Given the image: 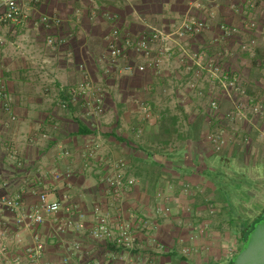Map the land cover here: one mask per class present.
<instances>
[{
	"label": "crops",
	"instance_id": "crops-1",
	"mask_svg": "<svg viewBox=\"0 0 264 264\" xmlns=\"http://www.w3.org/2000/svg\"><path fill=\"white\" fill-rule=\"evenodd\" d=\"M185 17L205 22L204 31L173 45L159 66L138 72L146 61L124 42L152 29L168 32ZM250 20L259 24L256 30L246 27ZM222 26L239 32L228 37ZM115 29L123 53L113 59ZM253 38L254 56L243 49ZM0 40V77L16 117L0 109V196L19 198L25 212L43 193L61 205L35 230L46 241L39 264H56L73 242L98 253L88 237L95 206L113 218L151 220L155 238L166 246L157 264L232 262L244 233L264 215V208L253 218L242 210L250 189L264 185V121L250 114L233 119V101L194 55L215 58L240 78L248 98L263 100L264 0L26 1L19 24H0ZM161 48L155 44V55ZM214 97L216 115L210 111ZM218 132L226 140L220 152L207 139ZM118 160L135 183L114 200L105 180ZM162 204L172 209L166 218L156 215ZM17 215L1 208L0 231L12 241V255L30 264L24 251L33 244V230H21ZM68 218L85 230L57 231ZM200 222L208 232L191 239ZM191 245L196 251L183 256Z\"/></svg>",
	"mask_w": 264,
	"mask_h": 264
},
{
	"label": "built area",
	"instance_id": "built-area-1",
	"mask_svg": "<svg viewBox=\"0 0 264 264\" xmlns=\"http://www.w3.org/2000/svg\"><path fill=\"white\" fill-rule=\"evenodd\" d=\"M26 1L38 2L39 0H0V24H19L23 20V7ZM86 1L89 3L94 2V0ZM249 7L255 9V3L251 2ZM43 20L49 22L46 18ZM205 27V22L202 20L194 17H185L168 32L163 29H152L150 33L145 34L134 42L126 40L124 46L125 48L131 46L136 55L145 59L146 63L136 66L138 72H144L147 66H159L163 56L172 51L173 45L179 46L181 40L200 34L204 31ZM246 27L249 30H256L259 24L255 20H250ZM221 28L228 37L239 32L235 27L222 26ZM54 41L53 38H49L47 43L52 45ZM2 42L3 40H0V44ZM118 42V31L115 29L112 32L109 47V53L113 59H116L123 53V46H120ZM159 42L162 44V48L155 55V44ZM257 45V40L253 38L243 45V49L254 56L258 47ZM194 57L200 64L204 62L203 65L209 75L210 81H217L219 89L223 90L233 101L236 107L235 111L231 114L233 119L242 118L246 114H250L264 121V98L257 102L248 98L246 89L240 78L236 75H229L215 58H209L203 54L194 55ZM126 70L130 71L131 67L127 66ZM190 87L195 88L196 86L191 83ZM11 101L12 98L8 93L6 82L0 77V109L4 113L9 114L11 120L14 121L16 117L11 113ZM63 107H66V105L64 104ZM219 109L218 98H212L210 101L211 114L216 115ZM144 113L148 114L146 109ZM207 139L217 152H220L226 144V140L220 132L209 134ZM94 147L97 146L92 145L88 148V155L91 156L93 154ZM112 168L114 169V173L107 176L105 181L111 190L112 198L114 200H120L124 191L132 187L135 182L133 179L126 178V164L124 161L118 160L113 162ZM183 191L187 193L189 191L188 186H184ZM158 197L160 200L166 199L161 194ZM1 208L18 214L15 222L21 230H33V244L26 248L24 254L30 264H39L46 249V241L35 230L37 226L44 222L45 215H53L61 210L60 203L51 200L47 193H43L39 196L36 207L29 212H25L19 198L13 199L0 196ZM171 210L169 204H162L157 207L156 215L159 218H166ZM208 212L209 215H214L215 206L211 204ZM67 229L81 231L85 230V226L83 222L68 218L63 225L58 227L57 231ZM194 230L195 237L193 236L191 239L205 235L208 232V226L205 222H200L194 227ZM88 237L92 240L94 247L98 249V253L91 252L88 246L81 242H73L66 247L60 260L56 264H157V256L166 252V246L154 236L151 220L142 217L137 219L136 223H133L123 220L120 217L113 218L103 213L99 206L94 207L93 224L88 229ZM20 242L21 238L16 236L13 240V245L17 247ZM11 243L12 241L9 243L7 240L5 232L0 231V264L22 263L20 257H14L12 255ZM109 246H114L116 250H110ZM194 251H196V248L194 245H191L183 247L181 253L183 256H188Z\"/></svg>",
	"mask_w": 264,
	"mask_h": 264
},
{
	"label": "water",
	"instance_id": "water-1",
	"mask_svg": "<svg viewBox=\"0 0 264 264\" xmlns=\"http://www.w3.org/2000/svg\"><path fill=\"white\" fill-rule=\"evenodd\" d=\"M230 264H264V217L254 224Z\"/></svg>",
	"mask_w": 264,
	"mask_h": 264
},
{
	"label": "rangeland",
	"instance_id": "rangeland-1",
	"mask_svg": "<svg viewBox=\"0 0 264 264\" xmlns=\"http://www.w3.org/2000/svg\"><path fill=\"white\" fill-rule=\"evenodd\" d=\"M256 193V197L252 198L251 194ZM246 199L249 202L242 204V210L244 211L243 216L255 217L257 213L264 208V185L255 186L250 189V194L247 195ZM246 206V207H245Z\"/></svg>",
	"mask_w": 264,
	"mask_h": 264
},
{
	"label": "trees",
	"instance_id": "trees-1",
	"mask_svg": "<svg viewBox=\"0 0 264 264\" xmlns=\"http://www.w3.org/2000/svg\"><path fill=\"white\" fill-rule=\"evenodd\" d=\"M263 217H264V215H262V216L256 218V219L253 221V223L251 224L250 228H249V229L244 233V235H243V242L246 240V237H247L248 233L253 229L254 224H255L256 222H258L259 220H261ZM109 249H110V250H116L114 246H109Z\"/></svg>",
	"mask_w": 264,
	"mask_h": 264
}]
</instances>
